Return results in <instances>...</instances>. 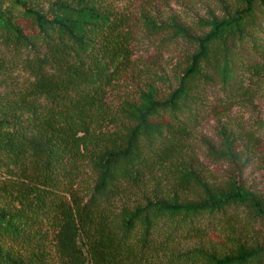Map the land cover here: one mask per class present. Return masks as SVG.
Segmentation results:
<instances>
[{
  "label": "trees",
  "instance_id": "trees-1",
  "mask_svg": "<svg viewBox=\"0 0 264 264\" xmlns=\"http://www.w3.org/2000/svg\"><path fill=\"white\" fill-rule=\"evenodd\" d=\"M121 1L0 0V264H264L238 214L264 218L239 177L264 120L228 121L264 103V0H220L193 25L142 13L186 51L165 91L148 77L119 97L135 69ZM207 115L226 179L193 147Z\"/></svg>",
  "mask_w": 264,
  "mask_h": 264
},
{
  "label": "rangeland",
  "instance_id": "rangeland-1",
  "mask_svg": "<svg viewBox=\"0 0 264 264\" xmlns=\"http://www.w3.org/2000/svg\"><path fill=\"white\" fill-rule=\"evenodd\" d=\"M219 2L220 0H122L119 3L120 7L132 15L135 28L133 47L135 69L130 77L127 76V81L117 95L121 97L125 94L134 93L136 88H140L143 81L148 77L154 79L160 91H165L171 84L176 62L181 54L186 51L182 44L167 42L165 40L166 34L151 33L140 18L142 13L158 21L177 19L183 24L193 25L197 17H206L209 12H217ZM158 77L164 78L165 82ZM17 81L28 83V77L26 74L19 73ZM253 119L264 120V103L258 104V108L254 111L235 108L228 121H231L230 124L233 128L245 126L248 129L251 125L250 121ZM216 129V119L207 115L196 130L193 147L212 178L226 179L236 171L235 166L227 161L213 162L210 160L205 155V147L201 142L207 139L218 141ZM239 173L240 180L246 188L264 197V137L255 153L250 156L249 161L241 166ZM238 214L244 222L243 233L249 236L251 240L264 244V218L248 219L244 210H239ZM217 230L213 231L212 235L221 241L222 238L217 236Z\"/></svg>",
  "mask_w": 264,
  "mask_h": 264
}]
</instances>
